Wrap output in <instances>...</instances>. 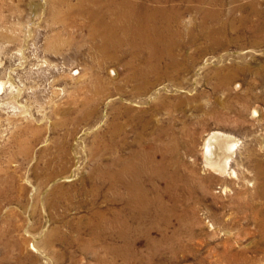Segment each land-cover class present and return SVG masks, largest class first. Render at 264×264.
Instances as JSON below:
<instances>
[{"label": "rangeland", "instance_id": "rangeland-1", "mask_svg": "<svg viewBox=\"0 0 264 264\" xmlns=\"http://www.w3.org/2000/svg\"><path fill=\"white\" fill-rule=\"evenodd\" d=\"M79 1L0 0V264H264V0H204L222 24L212 41L196 3L169 1L187 34L139 93L129 58L90 40ZM159 129L179 148L171 177L146 182L162 204L138 217L104 167L136 132L140 149L165 147ZM214 133L236 144L227 173L203 160Z\"/></svg>", "mask_w": 264, "mask_h": 264}, {"label": "bare ground", "instance_id": "bare-ground-1", "mask_svg": "<svg viewBox=\"0 0 264 264\" xmlns=\"http://www.w3.org/2000/svg\"><path fill=\"white\" fill-rule=\"evenodd\" d=\"M169 1L171 0H80L76 7L78 16L83 17L87 22L90 40L100 42L102 54L113 60H118L122 56L129 58L130 62L126 65L132 67V72L130 75L128 73L126 82L136 85V93L143 91L150 84L149 77L156 72L159 62L164 59L169 60L170 63L175 61L174 49L181 47L182 36L184 33L187 34L186 30L182 29L184 23L180 16V10L175 7H167L166 4ZM180 1L194 2L197 5L195 11L200 17L197 24L200 31L198 38L215 40L216 31L212 29L222 26V24L219 25V13L215 10L202 9L200 6L204 4V0ZM214 2L215 0H212L209 4L214 5ZM259 26L264 28V23ZM188 38L191 41L197 39L193 34ZM126 48H129L128 52H126ZM136 61L146 63L145 67H134ZM230 79L232 80L233 77L225 78L223 82L219 81V85L215 89L228 85ZM92 90L96 92L98 88L94 86ZM87 105H91V101H88ZM166 131L159 129L154 136V139L157 140L168 134L165 147L156 150L152 146L149 151L140 149L141 137L136 132L133 148L129 151V155L124 158L115 157L106 162L104 167V178L107 181L108 191L118 190L119 196L116 197V200L124 199L125 205L130 210L137 211L138 217L148 215L150 208L162 204L158 193L159 187L155 184L147 187L146 182L152 183L154 179L166 180L171 177V170H168L170 162H166V159L169 156H175L179 143L169 135V130ZM217 136L214 133L204 141L202 156L206 167L224 173L229 168L236 144L232 142V144H228L224 140L222 143ZM105 151H114V146L108 145L104 148L103 152ZM157 153L160 156L159 160H156ZM253 163L254 174L261 181L258 193L264 198V163L258 159ZM164 189L168 190L169 186L167 185ZM151 193H156L157 197L152 198ZM93 236V240L96 242L98 240L97 233H94Z\"/></svg>", "mask_w": 264, "mask_h": 264}]
</instances>
